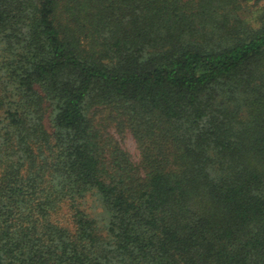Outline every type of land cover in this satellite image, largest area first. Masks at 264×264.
Instances as JSON below:
<instances>
[{
	"label": "trees",
	"instance_id": "obj_1",
	"mask_svg": "<svg viewBox=\"0 0 264 264\" xmlns=\"http://www.w3.org/2000/svg\"><path fill=\"white\" fill-rule=\"evenodd\" d=\"M255 2L0 0V264H264Z\"/></svg>",
	"mask_w": 264,
	"mask_h": 264
},
{
	"label": "rangeland",
	"instance_id": "obj_2",
	"mask_svg": "<svg viewBox=\"0 0 264 264\" xmlns=\"http://www.w3.org/2000/svg\"><path fill=\"white\" fill-rule=\"evenodd\" d=\"M244 1V15L251 17L253 14V5L256 3L255 0H243ZM260 6H264L263 3L260 4ZM253 9V10H252ZM127 146L129 150L132 153H136V145L135 142L131 137H129L126 141Z\"/></svg>",
	"mask_w": 264,
	"mask_h": 264
}]
</instances>
